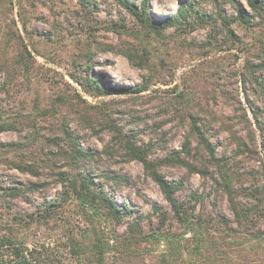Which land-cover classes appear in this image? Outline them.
I'll return each instance as SVG.
<instances>
[{
  "label": "rangeland",
  "instance_id": "1",
  "mask_svg": "<svg viewBox=\"0 0 264 264\" xmlns=\"http://www.w3.org/2000/svg\"><path fill=\"white\" fill-rule=\"evenodd\" d=\"M128 1L139 9L142 0ZM85 2L88 8L80 0H0V127L8 129L0 132V236L44 248L60 264H264V231L248 236L251 226L231 221L200 141L203 135L225 162L237 199L261 186L264 10L256 14L246 0H149L156 22L191 6L183 25L157 37L116 0ZM86 74L130 92L90 96L73 79ZM74 141L87 154L78 162ZM127 141L148 160L181 152L198 169L158 171L183 181L179 202L196 193L191 205L206 230L202 242L183 234L143 165L129 159ZM206 166L203 177L197 171ZM79 171L131 214L121 211L116 223L99 208H83L64 182ZM152 204L167 212L166 221Z\"/></svg>",
  "mask_w": 264,
  "mask_h": 264
},
{
  "label": "trees",
  "instance_id": "2",
  "mask_svg": "<svg viewBox=\"0 0 264 264\" xmlns=\"http://www.w3.org/2000/svg\"><path fill=\"white\" fill-rule=\"evenodd\" d=\"M84 5V8H88L86 0H80ZM249 7L258 14V10H264V0H246ZM123 9L130 14L138 23L142 29L147 32H151L157 37H161L168 27H178V25H183L186 22L188 12L191 10L190 5H184L178 12L169 17L162 22L152 21L148 17L149 10V0H142L139 6V9L134 7L128 0H116ZM238 7H240L238 5ZM239 18L247 21L248 16L243 13L241 8H237ZM187 14V15H186ZM186 15V16H185ZM190 18V17H189ZM264 52V48L262 49ZM126 57L131 63H136L135 58L131 54H127ZM74 81L77 82L83 89V91L90 96H100V95H112V94H123L129 93L130 91L124 89H112L107 88L97 78H90L89 74H86L85 77H73ZM179 97V96H178ZM254 118L257 120V115L254 113ZM196 132L198 128L196 123L192 125ZM8 130L4 127H0V132ZM74 140V139H73ZM201 144L204 146L209 161L208 164L214 169V174L211 175V179L216 183V185L221 188V192L226 196V201L228 203V209L232 213L231 221H234L240 227H245L247 225L251 226V232H248V236L255 237L260 235L262 230L261 220L264 219V163L261 162L259 177L261 178V186H251L249 189L248 195H244L246 200L244 202L240 201L236 197L234 192V185L231 179V174L225 167L222 159L217 158L215 155V149L212 147L204 138L203 135H200ZM188 140L183 143L182 152L186 155H189ZM12 145V144H11ZM126 154L129 159L140 162L143 165L146 173L149 174L152 181L158 186L165 202L170 207V212L172 213L173 219L183 228L184 235H191L194 238L197 236L199 238L198 243L202 242L206 236V230L203 227L201 217H196L193 212L195 211L194 206L191 205L192 199L196 198V193L189 195L188 200L179 202L176 199V194L182 189L183 181H170L167 180L161 173H159V167L163 165L179 166L185 167L189 172L196 171L194 167L190 166L184 159L180 158L181 152H171L166 157L151 161L148 160L147 151L136 144L127 141L125 145ZM73 156L76 157L77 161L81 157H85L87 154L77 147L76 142L74 141V147L72 149ZM21 170L20 167H17ZM208 167H204L197 171L203 177L208 176L207 173ZM23 170V169H22ZM217 170V171H216ZM67 182L68 193H71L75 196L79 204L90 211H94L95 208L101 209L109 218L114 220L116 223H120L123 220L121 211H127L131 214V211L128 207H121L122 209L117 208V204L110 195H108L105 190L95 181V177L91 176L85 171H79L77 177H73L70 182ZM11 190L15 187H7ZM15 195L17 193H14ZM263 197V200L260 198ZM55 206L53 203L46 205L47 208ZM153 211L157 213L161 218V223L167 220V212L163 211L162 208L156 204H152ZM254 214V216H252ZM218 224L228 225L229 217L225 215H218ZM216 217V218H217ZM216 221V219H215ZM205 224H208V221H204ZM138 225V219L133 218L132 221L128 224L130 229L134 231L133 227ZM262 230V231H261ZM256 237V238H257ZM93 249L97 258L102 257V250L98 243L93 244ZM0 264H60L59 261H56L52 254L46 249H29L23 244H17L15 241L10 238L0 236Z\"/></svg>",
  "mask_w": 264,
  "mask_h": 264
}]
</instances>
